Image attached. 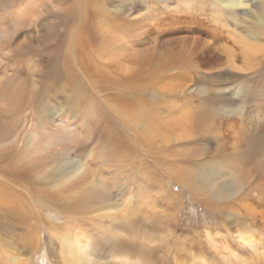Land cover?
Returning <instances> with one entry per match:
<instances>
[{
  "label": "bare ground",
  "instance_id": "bare-ground-1",
  "mask_svg": "<svg viewBox=\"0 0 264 264\" xmlns=\"http://www.w3.org/2000/svg\"><path fill=\"white\" fill-rule=\"evenodd\" d=\"M210 4L237 27L230 38L243 66L223 44L226 65L257 82L239 96L242 107L206 88H178L188 93L180 105L160 92L168 90L167 73L207 70L198 57L209 66L214 53L212 32L196 27L177 54L166 60L157 54L165 50L159 39L166 11L184 5L202 15ZM262 39L264 0H0V264H19L17 243L44 249L26 198L59 216L46 227L65 264H153L146 252L169 251V235H155L146 224L173 219L156 201L169 194L182 208L185 202L165 187H177L220 220L215 228L226 229L227 253L217 251L214 260L167 253L172 264L264 263ZM139 176L158 189L148 191L143 182L144 191L134 192ZM131 198L152 210L148 216L129 209Z\"/></svg>",
  "mask_w": 264,
  "mask_h": 264
},
{
  "label": "rangeland",
  "instance_id": "rangeland-1",
  "mask_svg": "<svg viewBox=\"0 0 264 264\" xmlns=\"http://www.w3.org/2000/svg\"><path fill=\"white\" fill-rule=\"evenodd\" d=\"M194 8L195 7L188 8L183 5L182 7H180L179 10H167L166 11L167 16H166V22L164 23V26H163V33H162L163 35H161L159 39L162 42L164 41L162 44H164L165 50L163 49L162 51H160L161 53L159 52L157 54H162L164 57L162 55H159L160 59L164 58L165 60L168 59V56H170L172 52L174 54H177L178 51L182 48V46H185L184 45V40H186L185 38L190 39L193 36H196L195 30H196V27H198L200 30L205 31L207 29L210 32H212V34L209 33L207 37V40L210 41V43L212 44L211 50L214 51L213 54H210V57L213 58L211 59V64L209 66L204 65L206 60H202L198 57L202 66L205 67V69L207 70H203L202 72H194L191 70H180L178 72L172 71L170 73H167L166 76L164 77V79L167 80V83L165 81V83L163 82V85L162 84L161 85L164 86L168 90H163V92L160 90V92L162 93V96L165 97L166 100L168 101L172 100V102H174L175 104L180 105V103L181 104L184 103V100L186 99V97H188V93L183 94L181 91H178V88L185 87L188 92L190 91L193 93L195 91L196 92L198 91L195 87H199V89L202 90V92L206 90L214 91L216 94L226 92L228 93L229 99H231L237 107H242L244 104H240L239 100L241 102H244L245 99H241L239 96L242 95V92L244 91V89L248 87L249 85L257 86V82L253 79L252 76L247 74L248 72L234 71L226 65L227 59L224 56L223 51H224L225 46H223V44H226V45L228 44L229 45L228 47L233 49V51L237 55V57H235V60L239 61V65L243 66V61L240 58V52H241L240 47L239 45L234 44L232 41L233 32L237 29L236 24L233 22V20L229 16L224 15L223 10H220V15H214L215 13L213 12V9H212L213 5L211 8V4L207 5L205 11L202 12V15L196 14V12L193 13V11L195 10ZM233 25L235 26V28ZM229 31L231 32V34ZM198 34L199 33H197V36H199ZM152 37H154V35H152ZM262 41L264 40L262 39ZM154 42L155 40L151 41L150 45L151 46L154 45L155 44ZM220 42L222 44H220ZM201 43L202 42L199 43L200 46H201ZM163 51L164 53H162ZM198 51H199V48H198ZM153 54L155 55V53ZM161 56L163 58H161ZM256 75L257 73L254 74L253 76H256ZM223 88H225V90ZM158 89L159 87L156 88V93L159 92ZM205 96H206L205 94L203 95L196 94L193 99H196L199 101L202 99L204 101V104L206 102L205 105L209 107L215 106V108H218L219 104L214 103L212 101H208ZM262 101L264 102V94H262ZM194 103L196 104L197 102L194 101ZM106 175L107 177L111 176L109 174H106ZM149 176H152V174H150ZM149 176H145L144 177L145 180H143V176L142 177L139 176V181L136 182V184L133 186L134 192L139 189L144 191V184L145 186L148 187L147 188L148 191L151 189H158L157 185L155 186L152 184V181L150 179L151 177ZM157 176H158L157 178L159 179L160 175L158 173H157ZM122 180H125V177H123ZM150 186H153V187H150ZM166 189L167 191H170L171 193L176 192L175 194H177L178 192L180 196L184 197L185 202H183L184 207L182 208V206L178 204L177 198H169L171 195L169 194H168L169 196L167 194L164 195L165 194L164 192L162 193V195H164L163 198H158V201H156L159 204L158 207L164 211V214L171 215L172 213L173 219L172 221L169 222V224L162 223L161 221L156 222V223L153 222V223L146 224L147 230L149 229L155 235H158V236L159 235H166V236L169 235V239L167 240V246L170 248L169 251H167L164 248H159V249H155L152 252H146V253H149V259L152 261V263L153 264H168V262H170L169 264H172V261L169 260L170 256L167 253H170L172 257L175 256L177 258L184 259V260H190L191 257H188V254L190 256V253H193L197 258L202 259V260L204 259L214 260L215 258H217L216 253L218 252L227 253V251L225 250L226 249V245L224 243L225 241L223 239L226 234L225 233L226 229L221 228L220 226L218 228L214 227V225L220 224V220L210 217V214L207 211L203 210L199 205L192 204L190 198H188V196H184L181 192H179V189L177 187L175 188L165 187L164 190ZM164 197L167 200V202L165 201ZM125 199L129 200L130 198L126 196L125 198H123V200ZM131 199H132V202H131L129 209L139 210L142 216H148V213L146 212L152 211L149 207H146V205L138 206L137 199L135 198H131ZM141 199H144V198H141ZM169 199H171V202H169L170 201ZM26 200L27 202L31 201L29 210H31L30 213L32 215L34 214V218H32V223L36 225L38 224L37 226L41 227V231H40L42 235L41 239H42V242L45 244L42 248H44L46 251L44 253L43 251L44 249L41 250L40 247H39V250H41V252L38 249H36L38 248L37 243H35L36 245L35 244L33 245L35 246V250H34V247L32 249V245L30 246V245H23V244L17 243L16 246L19 250L17 252L18 253L17 255L19 258L21 257L20 259L22 258H23L22 260L25 259V261H22L19 259L20 260L19 264L21 263L25 264L26 262H27L26 264H30V263L31 264H65L63 259L59 256V251H58L57 246L53 247L54 245L51 243V238L49 235L50 233L49 231H47V227H46L49 220L52 221V219H59V216L55 215L47 207H44L42 202L38 199L34 200L33 198H26ZM35 201H38L40 203V207H41L40 212H38L39 211L38 206L35 204ZM254 202H255V206H258V207L261 206L256 200ZM147 204L148 206H150L152 205V202L148 200ZM3 207L4 209L6 208L10 209L7 205H3ZM158 207L157 209H159ZM25 211L26 210H23L24 214H28L29 211H26V213ZM45 211H47V213H45ZM41 213L42 215H40ZM20 215L21 214H19V217L21 218ZM23 218L24 217H22L21 219L24 220ZM35 220H40V221L38 222ZM205 224H209V226L206 227ZM167 226H169L170 228ZM168 228L169 230H167ZM15 230L19 232L23 231V230H20V228L18 227L15 228ZM65 231L67 230H64L63 232ZM216 231H218V234L216 233ZM38 236L39 234L37 233L36 237ZM204 238L211 239L212 242L215 245H217L216 251L212 248V245L210 244L204 245L205 244ZM200 239H203V246L200 243ZM36 240L37 238H35V242ZM154 242H155L154 246L159 243L158 240ZM228 243L232 249H236L232 241V237H230ZM184 245H185V248H183ZM5 247L8 248L7 245ZM181 249L182 251H180L179 253L181 252L183 253L181 254L177 253ZM9 250L8 252H13L12 248H9ZM14 251H16V249H14ZM33 251L34 252L39 251V254H36L35 256V253ZM28 253L30 254L29 255L30 257L25 256V255H28ZM240 253L243 256L249 257V255H246V252L244 253V251L243 252L240 251ZM43 254L46 256L48 261H46V258L44 257ZM257 264H260V263H257Z\"/></svg>",
  "mask_w": 264,
  "mask_h": 264
}]
</instances>
